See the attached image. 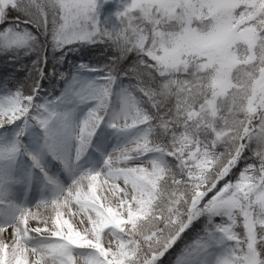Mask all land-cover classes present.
I'll list each match as a JSON object with an SVG mask.
<instances>
[{"label":"snow or ice","instance_id":"6c2138e0","mask_svg":"<svg viewBox=\"0 0 264 264\" xmlns=\"http://www.w3.org/2000/svg\"><path fill=\"white\" fill-rule=\"evenodd\" d=\"M0 57V264H264V0H0Z\"/></svg>","mask_w":264,"mask_h":264},{"label":"trees","instance_id":"16d2710c","mask_svg":"<svg viewBox=\"0 0 264 264\" xmlns=\"http://www.w3.org/2000/svg\"><path fill=\"white\" fill-rule=\"evenodd\" d=\"M99 55V52L98 50L96 52H89V53H86L85 54V59H87L89 56H98ZM2 57H0L1 59ZM16 65H11V64H4V63H0V81L4 80L5 78H9L11 76H14V75H19L20 78H23L25 75H27L26 72H20V73H17L16 72Z\"/></svg>","mask_w":264,"mask_h":264},{"label":"rangeland","instance_id":"374dc122","mask_svg":"<svg viewBox=\"0 0 264 264\" xmlns=\"http://www.w3.org/2000/svg\"><path fill=\"white\" fill-rule=\"evenodd\" d=\"M115 9H116L115 4L109 3V4H106V5L102 6L101 13H102V15H104V14H107L108 12H110V11H115ZM0 63L8 64V62L3 57L0 59Z\"/></svg>","mask_w":264,"mask_h":264}]
</instances>
